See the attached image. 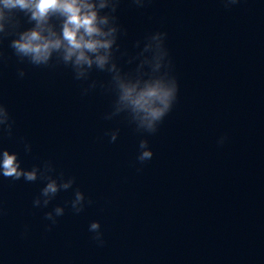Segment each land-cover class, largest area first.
Masks as SVG:
<instances>
[{"label":"water","instance_id":"95a60500","mask_svg":"<svg viewBox=\"0 0 264 264\" xmlns=\"http://www.w3.org/2000/svg\"><path fill=\"white\" fill-rule=\"evenodd\" d=\"M114 15V61L133 82L151 71L137 58L148 37L167 33L178 100L155 134L138 132L126 113L106 118L110 73L94 67L77 80L55 57L21 63L15 37L0 43V104L12 123L0 150L18 153L24 170L50 162L53 178H75L45 207L47 181L0 175V264H264V0H120ZM143 139L155 155L141 164ZM97 221L103 246L89 231Z\"/></svg>","mask_w":264,"mask_h":264},{"label":"clouds","instance_id":"9594fccd","mask_svg":"<svg viewBox=\"0 0 264 264\" xmlns=\"http://www.w3.org/2000/svg\"><path fill=\"white\" fill-rule=\"evenodd\" d=\"M134 2L143 7L145 0ZM223 2L226 8H230L239 4L240 0ZM119 3L120 0H0V43L15 37L11 39L9 47L21 63L27 61L35 66H49L55 57L57 63L72 68L77 80H87L94 67L110 73L116 100L112 115L106 118L126 113L138 132L155 134L172 111L180 89L177 78L172 74V64L165 46L167 33L156 32L148 37L137 56L144 57L140 68L149 65L150 72H140L135 82L121 75L114 61V49L119 51L117 40L120 28L114 15ZM19 13H23L32 27L21 30ZM149 52L152 53L151 59L145 57V53ZM25 75V71L20 70L19 76L22 78ZM91 87L95 88L96 83L93 82ZM10 119L7 108L0 104V128L6 126L9 135L12 131ZM118 135V130L111 133L112 142L116 141ZM226 139L221 137L219 144L223 145ZM139 149L137 159L141 164L155 155L147 139L140 141ZM27 150L31 151L30 145ZM21 164L18 153L0 150V175L3 177L13 180L23 178L28 182L38 179L47 181L41 191L45 207L61 190L67 191L75 184V178L65 180L63 175L53 178L50 173L55 169L50 162L43 169L34 167L32 170H24ZM70 204L76 213L82 212L84 194L77 190ZM34 205L39 207V197ZM54 212L56 217L63 216L65 208L56 207ZM45 218L56 223L52 212L47 213ZM89 231L95 233L93 239L103 246L105 241L101 224L92 222Z\"/></svg>","mask_w":264,"mask_h":264}]
</instances>
